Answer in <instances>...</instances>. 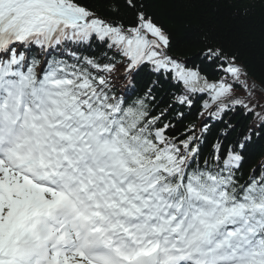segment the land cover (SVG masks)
Instances as JSON below:
<instances>
[{
	"label": "snow or ice",
	"instance_id": "1",
	"mask_svg": "<svg viewBox=\"0 0 264 264\" xmlns=\"http://www.w3.org/2000/svg\"><path fill=\"white\" fill-rule=\"evenodd\" d=\"M107 8L0 0V264H264V162L242 171L264 104L239 52L186 32L190 67L148 0ZM236 108L254 119L228 140Z\"/></svg>",
	"mask_w": 264,
	"mask_h": 264
},
{
	"label": "trees",
	"instance_id": "2",
	"mask_svg": "<svg viewBox=\"0 0 264 264\" xmlns=\"http://www.w3.org/2000/svg\"><path fill=\"white\" fill-rule=\"evenodd\" d=\"M81 2L97 9L100 15L112 18V13L107 8L108 0H81ZM148 3L149 11L153 12L159 22L172 32L173 53L187 58L190 67L200 63L195 53L202 45L197 42L181 43L185 33L192 32L197 41L201 38V33H208L211 39L225 48V51H238L241 62L246 65L250 73V79L255 81L257 86L264 85V4L260 0H243L242 3H238L237 0H148ZM141 74L145 80L155 78L148 74L147 69H142ZM123 84L122 81L118 82V90L123 89ZM173 93L179 94V89L167 84L163 89H157L156 101L153 104L157 112L171 103ZM237 95L243 97L245 93L237 90ZM206 99V95L194 96V106L191 109L176 105L169 114V119L180 132H183L185 125L193 120L200 123L197 113ZM254 99L264 104V94L260 93L259 89ZM259 110L258 108L257 111ZM177 111H183L185 118L174 119ZM253 119L251 115L245 116L241 108L229 111L224 116V121H231L237 126V130L229 135L228 140H234L233 138H236L241 131L246 132ZM210 123L212 133L209 135V143H212L215 141V136L224 128V123L216 121ZM228 140L224 141L225 145ZM262 162H264V139L253 136L242 170L244 178L247 179V175Z\"/></svg>",
	"mask_w": 264,
	"mask_h": 264
},
{
	"label": "bare ground",
	"instance_id": "3",
	"mask_svg": "<svg viewBox=\"0 0 264 264\" xmlns=\"http://www.w3.org/2000/svg\"><path fill=\"white\" fill-rule=\"evenodd\" d=\"M259 86H260V85H259ZM259 86H258V89H259ZM241 123H243V122H240V124H241ZM243 124H244V123H243ZM233 139H235V137H234Z\"/></svg>",
	"mask_w": 264,
	"mask_h": 264
}]
</instances>
